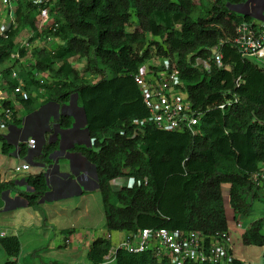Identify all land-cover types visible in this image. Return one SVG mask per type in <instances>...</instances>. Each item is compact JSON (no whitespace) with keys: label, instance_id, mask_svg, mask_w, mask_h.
I'll list each match as a JSON object with an SVG mask.
<instances>
[{"label":"trees","instance_id":"trees-1","mask_svg":"<svg viewBox=\"0 0 264 264\" xmlns=\"http://www.w3.org/2000/svg\"><path fill=\"white\" fill-rule=\"evenodd\" d=\"M243 2L12 0V18L0 32V71L9 87L16 83L8 79L9 70L15 69L26 90L41 87L62 102L76 98L89 144L98 147L82 149L95 168L105 233L143 227L206 234L228 230L225 203L235 223H241L251 202L264 198L263 187L251 177L264 169V61L242 54L232 44L239 23L254 25L251 13L231 9ZM40 8L47 9V24H39ZM7 12L0 3V14L7 17ZM22 32L27 44L42 40L32 46L27 66H19L27 50L19 43ZM214 51L220 54V66L213 62ZM149 57L172 61L192 108L200 111L193 133L160 130L148 120L131 74ZM196 58L207 61L208 68L195 64ZM33 71L45 72L48 78L39 84L31 77ZM9 146L2 142L0 152L7 153ZM17 147L23 155L24 144ZM49 149L42 147V162L49 161ZM45 176L44 172L23 176L31 191L17 193L12 205L37 206L46 191ZM116 176H126L130 183L112 190L108 181ZM12 187L13 180H0V207ZM263 223L260 217L245 225L242 245L264 247ZM110 247L109 239L97 236L85 256L97 264ZM0 248L7 257L2 264H15L16 236H0ZM112 260L171 264L148 250L130 253L121 248H116ZM221 264L246 262L231 255Z\"/></svg>","mask_w":264,"mask_h":264},{"label":"crops","instance_id":"crops-1","mask_svg":"<svg viewBox=\"0 0 264 264\" xmlns=\"http://www.w3.org/2000/svg\"><path fill=\"white\" fill-rule=\"evenodd\" d=\"M248 3L264 14L262 8L264 0H244L242 5ZM263 21L262 17L254 18V23ZM32 89H36L38 93H44L41 87H31L27 90L28 101H26L27 98L21 100L17 96L13 100L8 99L7 103L13 110V123L6 127V134H0V139L9 143V148L12 149L10 154L17 159V161L13 160L14 166L21 163H27L29 166L27 170L20 173H7L5 169H0L1 181L13 180V187L6 191L2 197V205L7 202L10 205L3 209L2 206L0 207L1 217H6L5 219L9 220L6 231H1L0 236H16L19 241V250L26 247L29 252L41 239L50 238L46 232L40 233L43 223L55 226L58 232L66 233L70 226L69 223L72 224V218H68L65 213L72 206L77 208V203H81L83 200L84 202L81 204L86 210L88 196L98 193L94 165L87 158L85 149H82V147H89V135L85 128L83 111L76 103V98L71 96L66 102H62L56 97L47 95L41 100L40 107L31 109L30 106L35 101V97L30 93ZM17 103H20L23 106L22 109L25 110V115L21 117L16 106ZM60 114L66 119H60ZM27 138L34 139V147L27 146ZM19 142L25 146L23 155L18 153L17 144ZM45 145L50 147L46 155L48 162H42L40 159L42 147ZM2 154H8V152ZM38 172H44L46 175V191L37 206L12 205L11 199L17 196V193L31 191V188L22 181V177ZM70 199H74V201ZM37 230L38 234L34 237L32 232ZM122 232L124 235L125 232ZM78 234V232H74L69 237H77ZM94 238L95 236L89 238L87 243L82 240L80 245L87 250L89 243ZM54 239L56 240L57 237ZM54 239H52L51 248L56 247L57 243ZM229 249L232 255V246ZM246 252L253 253L248 248ZM14 261L16 264L17 258Z\"/></svg>","mask_w":264,"mask_h":264},{"label":"built area","instance_id":"built-area-1","mask_svg":"<svg viewBox=\"0 0 264 264\" xmlns=\"http://www.w3.org/2000/svg\"><path fill=\"white\" fill-rule=\"evenodd\" d=\"M43 0H33L40 3ZM0 3L8 8L10 17L12 0H0ZM39 24H45L48 20L47 9L40 8L38 15ZM232 44L239 52L250 56L257 61H264V21L250 24L241 22L235 27ZM27 46V43L23 45ZM11 57H17L12 53ZM213 62L220 66V54L213 53ZM195 64L208 68L205 60L195 59ZM31 77L39 84L48 78L45 72L33 71ZM131 78L137 87L141 101L148 112V120L160 130L184 131L193 133L200 111L192 108L191 102L183 90V82L178 77L177 71L171 62L165 58L151 57L142 60L131 74ZM8 79L16 81L9 87L7 80L0 71V128L9 127L13 123V110L7 103L15 96L21 100L28 97L24 82L18 76L15 69L9 70ZM232 101H236L235 98ZM229 101L221 103L222 108ZM8 104V105H7ZM28 147H34V139L27 138ZM91 150L97 151L98 147L90 144ZM27 163H21L13 167L14 172L20 173L28 169ZM124 176H116L108 181L112 190H119L122 186L120 180ZM252 180L264 190V169L254 172ZM145 179V178H143ZM109 233V232H108ZM105 236L107 239L109 235ZM231 238L228 230L203 233L200 230H182L178 228L168 229L165 227H143L136 232H125L120 240L110 247L101 262L106 264L113 259L116 248H121L130 253L143 250L150 251L157 259H165L171 264L190 263H226L231 256Z\"/></svg>","mask_w":264,"mask_h":264},{"label":"rangeland","instance_id":"rangeland-1","mask_svg":"<svg viewBox=\"0 0 264 264\" xmlns=\"http://www.w3.org/2000/svg\"><path fill=\"white\" fill-rule=\"evenodd\" d=\"M251 4L247 5H241L238 6V10H243L251 13L252 15H255L256 18H261L260 14L261 11L255 9L252 10ZM262 8H264V4H262ZM263 10V9H262ZM264 11V10H263ZM10 17H4L2 14H0V32L4 30V28L7 26L9 20L12 18L11 12ZM255 13V14H254ZM50 20H47V23ZM46 23V24H47ZM22 36L19 38L20 45H24L27 40V35H24V32H22ZM42 40H36L33 41L31 44H27L25 47L26 54L22 58H20L21 66H27L28 65V58L31 57L29 52L32 48V46H37L40 44ZM51 42L48 41V43ZM167 58L170 62H172L169 57ZM81 62V61H79ZM76 68H79V65H75ZM80 69V68H79ZM98 78V76H93V80ZM92 80V81H93ZM30 93L35 97V101L32 103L30 108H38L40 107V104H42L41 100L44 99L47 94L46 93H38L36 89H32ZM16 106L19 109V116L25 115V110H23V106L20 103H17ZM7 128H0V134H6ZM3 139H0V145L3 142ZM6 141V140H4ZM12 152L11 147L9 148L8 154H2L0 153V169H5L7 173H15L13 170L14 161L17 159L11 155ZM122 185H127L130 183V179L126 176L122 177L120 180ZM225 189L223 187L222 189V196L225 198L226 193ZM262 194H264V190H262ZM71 200V199H70ZM69 201V200H68ZM71 201H74L72 199ZM84 200L81 202L83 203ZM87 202V208L86 210L82 207L81 203H77V208L75 206H72L70 210L65 213L68 218H72V224L69 223L70 226L68 228V231L66 233L58 232L57 228L55 226H51L49 224H44L41 226L40 233L46 232L50 238L44 240L41 239L37 245L34 248H31L32 250L29 252L26 247H23L20 249L15 258H17L16 264H91L85 254L86 250L85 247L81 246V241H87L89 238L95 236H106L107 233H105L104 230V219H103V211L101 206V200L99 193H94L93 195L88 196ZM10 203L7 202L5 205H2V209L4 207L9 206ZM225 212H226V219H227V226L230 233L231 238V246L233 248V256L238 257L246 264H264V256L262 255V252L264 251V247H255V246H246L242 245L240 240V233L243 231L245 225L257 218L264 217V198L261 199H254L251 202L250 210L248 212V215L246 218L241 221V223L237 224L232 219L231 210L230 208L224 204ZM8 212V211H7ZM78 215H76V214ZM0 215V233H2L9 223L8 219H5L6 217H1ZM65 225V224H62ZM2 231V232H1ZM6 231V230H5ZM33 231V229H32ZM65 232V231H64ZM78 232L79 234L76 236H70V234ZM260 232L264 234V223L260 229ZM38 234V230L35 232H32V235L35 237ZM109 235V241L112 246H114L122 237L123 232L122 231H110L108 233ZM57 237L55 240L54 238ZM52 239L57 243L55 246L51 248ZM59 245V246H58ZM247 248L250 249L253 253H247ZM241 254H243L241 256ZM5 253L0 248V264L3 263L6 259ZM106 264H114L113 260H110Z\"/></svg>","mask_w":264,"mask_h":264},{"label":"water","instance_id":"water-1","mask_svg":"<svg viewBox=\"0 0 264 264\" xmlns=\"http://www.w3.org/2000/svg\"><path fill=\"white\" fill-rule=\"evenodd\" d=\"M243 3H244V2H243ZM231 9L234 10V11H236V12H241L240 10L237 9V6H232ZM252 16H253V18H256L255 15H252ZM257 18H258V17H257ZM262 20H264V14H262Z\"/></svg>","mask_w":264,"mask_h":264},{"label":"flooded vegetation","instance_id":"flooded-vegetation-1","mask_svg":"<svg viewBox=\"0 0 264 264\" xmlns=\"http://www.w3.org/2000/svg\"><path fill=\"white\" fill-rule=\"evenodd\" d=\"M251 8H252V10H257V8L256 7H254V6H251ZM264 9V8H263ZM256 10L254 11V12H256ZM255 14V13H254ZM260 16L262 17V14H260Z\"/></svg>","mask_w":264,"mask_h":264}]
</instances>
